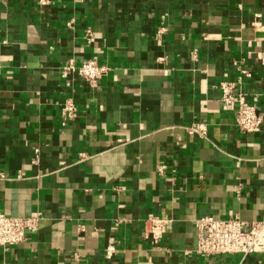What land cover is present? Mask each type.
I'll use <instances>...</instances> for the list:
<instances>
[{
	"label": "crops",
	"instance_id": "0c3cea01",
	"mask_svg": "<svg viewBox=\"0 0 264 264\" xmlns=\"http://www.w3.org/2000/svg\"><path fill=\"white\" fill-rule=\"evenodd\" d=\"M0 65V212L38 218L0 264H264L196 253L198 219H264V122L222 100L264 116V0H0Z\"/></svg>",
	"mask_w": 264,
	"mask_h": 264
},
{
	"label": "built area",
	"instance_id": "2783aa9c",
	"mask_svg": "<svg viewBox=\"0 0 264 264\" xmlns=\"http://www.w3.org/2000/svg\"><path fill=\"white\" fill-rule=\"evenodd\" d=\"M92 37L91 30L87 31V38ZM109 67L100 64L94 59L84 61L79 66L69 62L64 69V75L76 72L79 76L96 85L109 72ZM1 74V65H0ZM222 100L228 108L238 102L237 126L242 132L255 133L261 130L264 116L258 112L255 105H250L235 95V85L224 83L222 85ZM65 115L70 117L75 107L68 102L64 107ZM195 129L205 134V126L197 124ZM172 220L163 217H149L145 222L146 237H151L156 243L170 229ZM38 218L11 217L0 212V247L18 245L27 238V232L37 229ZM198 242L196 253L212 257L223 254L242 253L262 254L264 256V219L244 221L239 218H219L205 216L197 221Z\"/></svg>",
	"mask_w": 264,
	"mask_h": 264
}]
</instances>
